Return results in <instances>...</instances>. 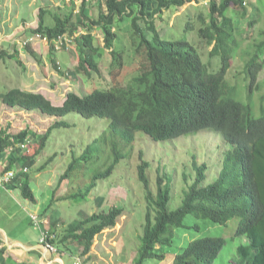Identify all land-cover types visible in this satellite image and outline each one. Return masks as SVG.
Returning <instances> with one entry per match:
<instances>
[{
	"label": "trees",
	"instance_id": "1",
	"mask_svg": "<svg viewBox=\"0 0 264 264\" xmlns=\"http://www.w3.org/2000/svg\"><path fill=\"white\" fill-rule=\"evenodd\" d=\"M192 1L201 0H99L97 18L92 15L87 0L82 1L76 12L73 0L65 12L41 6L38 26L29 29V34L26 32L24 36L29 40L26 47L38 61L41 57L33 48L35 39L31 41V37L35 38L37 33L46 36L53 54L58 37L70 36L71 41L76 40L80 61L77 69L67 71L68 75L100 73V58L108 52L113 67L109 72L113 77L114 67L123 63L124 51L123 47H115L118 41L116 27L119 21L131 17L139 37L136 51L142 53L145 63L140 73L127 84L115 83L84 95L70 91L61 104H54L42 92L18 86L0 92V100L9 108L26 112L38 110L44 116L59 118L41 135L33 129L13 132L9 126H1L0 155L7 153L5 170L16 171L12 181L14 187L19 186L22 195L36 203L29 174L24 169L32 168L38 162L53 129L66 124L61 118L71 112L86 118L109 119L113 134L128 144L135 143L139 132L164 141L212 129L222 136L227 146L220 171L213 177L209 164L198 163L195 158L192 175L186 170L183 173L187 186L181 203L175 208H171L173 176L160 175L157 189L153 191L147 174L150 162L142 157L138 164V176L146 192L147 211L135 264H145L148 259L155 258L164 260L167 248L172 247L176 232L184 226L187 215L223 225H227L230 219H238L234 235L246 237L248 242L238 246L235 264H264V82L260 81L264 69V30L243 46L241 42L250 38L245 36L248 28L260 20L257 16L246 19L250 16L251 0H206L208 8L200 11L198 18L187 21L179 38L173 33L161 35L156 24L157 15ZM237 9L240 12L236 16L229 15L231 10L236 12ZM94 27L103 34L102 46L96 44ZM62 43L63 48L68 47L66 40ZM18 53V49L12 52L0 48V60L10 55L23 64ZM236 54L246 62L239 71V74H245L246 83L242 91L234 93L237 86L229 82L228 74ZM54 65L62 68L58 63ZM245 94L246 102L243 101ZM255 97L262 109L259 113L255 112ZM30 140L36 142L32 153L28 149ZM22 143H27L28 148L23 149ZM113 151L114 160L94 174L92 183L63 198L88 195L96 180L110 177L124 157L116 145ZM91 157L90 147L82 155L75 156L59 185L70 176L75 164L87 162ZM123 211L113 205L108 211H97L72 221L63 231H58L59 219H54L47 229L55 235L51 242L61 251L75 256L79 248L82 249L81 255L88 254L95 236L105 228L115 226ZM46 214H50L47 208L42 215ZM195 227L200 228L198 223ZM227 242L222 235L198 236L176 253L173 262L216 264Z\"/></svg>",
	"mask_w": 264,
	"mask_h": 264
},
{
	"label": "rangeland",
	"instance_id": "2",
	"mask_svg": "<svg viewBox=\"0 0 264 264\" xmlns=\"http://www.w3.org/2000/svg\"><path fill=\"white\" fill-rule=\"evenodd\" d=\"M71 1L0 0V43L2 40H9L7 50L15 52L17 48L19 59L23 63L20 64L17 58L10 55H6L0 60V92L17 86L23 88L27 81L24 79V75L28 74L29 77H36L29 84V89L33 88L32 91L42 92L51 98L54 104H61L70 91L84 95L96 88L106 89L115 83L127 84L134 75L140 73L145 59L141 52L136 51L139 37L135 33L131 17L119 21V25L116 27L118 41L115 47H123L124 51L123 63L120 67H114L113 77L109 72L112 67V58L108 52L100 58V73L94 71L91 75H87L85 72L68 75L67 71L77 69L80 61V52L76 40L67 41L68 47L63 48L61 45L60 49L54 48L55 51L52 54L50 41L37 38L38 41L35 42L34 40L32 46L40 55L41 60L38 61L32 56L26 47L29 40L24 41L23 39L27 38L23 36L26 35V32L28 33L29 29L38 26L40 7L44 6L53 11L65 12L71 5ZM73 1L76 12L83 0ZM87 1L90 2L92 15L97 18L99 0ZM207 8L208 1L206 0L187 2L182 7L165 11L160 16L157 15L156 24L161 35L173 33L176 38H179L187 21L191 18H198V13ZM234 12L235 10H231L229 15L236 16V13L240 11L237 9ZM254 13L256 15H252ZM249 14L250 16L246 19L257 16L260 20L254 27L248 28L245 36L248 35L250 38L246 42H241L243 46L253 41L264 30V0H251ZM140 24L144 25V22L140 20ZM92 32L96 34V44L104 45V37L100 30L94 27ZM192 35L194 36V33ZM21 52L22 54H20ZM216 60L218 63V59ZM54 63L60 64L61 70L56 68ZM245 63L240 54H236L232 69L228 74L229 82L237 86L234 93L242 91L245 87V74H239ZM260 81L264 82V69L260 74ZM244 96L243 101H248L247 95ZM254 101L257 105L255 112H261L262 109L258 107L256 97ZM0 104L10 109L1 100ZM14 114L17 116L12 115L10 121L0 122L1 126H9L13 132L33 129L41 135L59 120V118L44 116L38 110L32 112L17 110V113ZM61 120L65 121L66 124L53 129L47 140L46 149L38 162L29 169L31 170L30 186L37 202L25 198L19 186L15 188L16 190L12 194L5 193L0 198V224L10 230V223L13 224L10 214L14 210L23 212L21 200L31 210L43 211L47 208V212L52 218L59 219L58 231H63L69 223L76 219L84 218L97 211H108L113 205L124 209L115 226L105 228L95 236L88 254L81 255V248L78 249L76 256L62 253L66 264H76V261H80V264H135L138 249L142 244L141 238L147 211L145 188L138 176V164L142 157L150 162L147 174L153 191L157 189V180L160 175L165 177V174L167 176L171 174L173 176L171 208H175L181 203L184 189L187 186L183 173L186 170L190 172L189 175H192L193 160L196 158L198 163L207 162L209 171L215 177L216 174L214 173L220 171L223 151L227 148L222 136L212 129H204L197 134L164 141L154 140L148 134L139 132L135 143L128 144L124 143L119 135L113 134L109 119L86 118L76 112H71L62 117ZM29 143V149L32 153L36 149V142L30 140ZM115 145L124 157L117 164L111 176L96 180L94 188L88 195L64 199L63 197L77 193L79 188L84 189L87 184L92 183L94 174L98 170L105 169L114 160L113 149ZM88 147L92 151L91 159L75 164L70 176L59 185L60 178L69 168L75 156L82 155ZM164 180L166 181V179ZM15 195L19 198H15ZM14 201L17 202L18 206ZM28 211L30 210L28 209ZM28 211L24 212L26 217ZM32 222L40 229L42 236L44 225L38 226L33 220ZM237 222L238 219H230L227 225H223L207 219L198 220L194 215H187L184 219V226L176 232L172 247L167 248L165 259H148L145 264H174L173 260L176 253L185 248L190 240L207 234L222 235L228 239L216 264H235L238 246L248 242L246 237L234 235ZM197 223L200 228L195 227ZM74 244L70 245L73 246ZM61 247L65 250L63 245ZM8 264L14 263L10 260Z\"/></svg>",
	"mask_w": 264,
	"mask_h": 264
},
{
	"label": "crops",
	"instance_id": "3",
	"mask_svg": "<svg viewBox=\"0 0 264 264\" xmlns=\"http://www.w3.org/2000/svg\"><path fill=\"white\" fill-rule=\"evenodd\" d=\"M36 41L38 40H35V42ZM9 43H10L9 40L7 41L2 40L0 43L1 48H6V49L9 48L8 47ZM20 54H22V52ZM24 79H26L27 81L25 82L26 86H24L23 88L32 91L33 88L29 89L28 86L31 82H33L32 81L33 79H36V77H29L28 74H25ZM24 79H23V83H24ZM15 112L17 113L16 109H12V108L8 109L5 105L0 104V122L3 123L6 120L10 121L12 115L16 117L17 114H14ZM7 162H8L7 153L6 154L2 153L0 155L1 171L5 170ZM30 171L31 170H28L29 177H30ZM15 188L16 187H14L12 182L4 186H0V198L7 192L12 194V192L16 190ZM14 197L19 198V196L16 195ZM15 204L16 206H18L17 202H15ZM20 204L22 205L23 212L14 210L10 214L11 221H13V224L10 223L11 224L10 230H8V228L0 224V263L8 264V262L12 260V263L14 264H66V260L64 259L63 254L64 255H73V254H70L65 251L51 252L47 250L45 245L41 242L40 229L33 224L30 217L32 213L35 214L38 213L41 217H47L48 222L42 223L44 225L43 228L45 229L49 228L50 225L49 222L54 220V218H52L50 214L48 215L46 214L43 216L42 213L44 210L43 211L31 210L23 200L20 201ZM28 209L30 211H28ZM26 210L28 211L27 217L24 214ZM28 219L31 221L29 222Z\"/></svg>",
	"mask_w": 264,
	"mask_h": 264
},
{
	"label": "built area",
	"instance_id": "4",
	"mask_svg": "<svg viewBox=\"0 0 264 264\" xmlns=\"http://www.w3.org/2000/svg\"><path fill=\"white\" fill-rule=\"evenodd\" d=\"M37 38L38 39L41 38V39H44V40L48 41V38L46 36L41 35L40 33H37L35 35V38L31 37L30 40L31 41H33L34 39L38 40ZM27 40L28 39H25L24 41H27ZM63 40L71 41V37L70 36H59L58 39L55 42V45H54L55 48L60 49L61 45L63 46V43H62ZM21 147L23 149H27L28 145H27V143H22ZM10 150L12 151L13 147L10 148ZM28 170H29L28 168L24 169L25 172H28ZM15 174H16V171L13 170V169L2 170V171L0 170V186H4V185L12 182L14 177H15ZM31 218L34 221V223L36 225H38V226H41L43 222L44 223L48 222V218L47 217H41L40 215L35 214V213L31 214ZM54 237H55V235L51 234L49 232V230L42 228L41 242L45 245L47 250H49L51 252H58V250H59L58 247L54 243L51 242V239H53ZM76 264H80V261H76Z\"/></svg>",
	"mask_w": 264,
	"mask_h": 264
}]
</instances>
